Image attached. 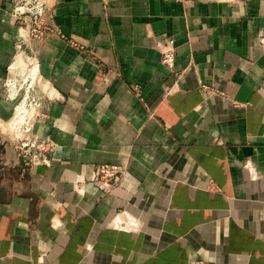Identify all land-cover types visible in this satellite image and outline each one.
<instances>
[{
    "label": "crops",
    "instance_id": "obj_1",
    "mask_svg": "<svg viewBox=\"0 0 264 264\" xmlns=\"http://www.w3.org/2000/svg\"><path fill=\"white\" fill-rule=\"evenodd\" d=\"M13 9L0 125L22 40L53 150L23 173L0 133V264H264V0H55L40 39ZM105 164L127 167L112 194L91 182Z\"/></svg>",
    "mask_w": 264,
    "mask_h": 264
},
{
    "label": "built area",
    "instance_id": "obj_2",
    "mask_svg": "<svg viewBox=\"0 0 264 264\" xmlns=\"http://www.w3.org/2000/svg\"><path fill=\"white\" fill-rule=\"evenodd\" d=\"M14 3V9L11 15L12 21L20 25L27 30L30 39H40L45 36L49 30L47 25V13L52 8L55 0H12ZM259 41L264 49V30L259 34ZM173 42L168 44L163 50V64L169 68H173L176 55L171 45ZM24 42L19 40L16 45V53L14 59L20 56L28 61H34L37 64L35 58L29 55L24 49ZM13 62V64L15 63ZM9 68V75L5 82L10 97L16 99L19 96L21 90H24V95L21 102H25L27 110L32 111L33 106H41V98H32L27 105L29 99V87L30 84L25 88L27 82L32 77L26 70L18 71L14 78L11 77V66ZM38 66V65H37ZM39 74V70H38ZM25 77V79H24ZM21 79L22 85H17V80ZM20 81V80H19ZM18 86V87H17ZM41 93L47 96L48 91L41 89ZM17 105V107L19 106ZM17 109V108H16ZM32 116L25 115L23 120H18L14 124L16 131L15 149L18 157L22 162V172L26 173L34 167L35 161H38L44 165H50V153L53 150V143L49 139L41 138L39 135L34 133V123L39 119L40 113H36ZM127 171L125 165H101L93 172L91 176V182L97 186L103 194H112L114 190L120 187L123 176ZM84 179H80L82 183Z\"/></svg>",
    "mask_w": 264,
    "mask_h": 264
},
{
    "label": "bare ground",
    "instance_id": "obj_3",
    "mask_svg": "<svg viewBox=\"0 0 264 264\" xmlns=\"http://www.w3.org/2000/svg\"><path fill=\"white\" fill-rule=\"evenodd\" d=\"M38 68L39 67L37 66V64L34 61H28L27 59L19 56L16 59L15 63L13 64V66H11V77L14 78V76H16V74L14 72L26 70V71H28L30 73V75L32 77V84L38 82V85H41V87L44 90L48 91V90H50L48 88V86H47L48 84L47 83L46 84L42 83V80H41V78L39 77V74H38ZM33 114H35L34 110H32V112H30V110H27L25 102L21 103L17 107V111H16L13 119L10 121V122H13V126L10 125L11 126V130L14 129V123L15 122H17L18 120H20V121L23 120L25 115L32 116ZM3 128H2L3 130H6L5 126ZM9 131H10V129H9ZM4 132H6V131H4ZM11 133H12V131H11ZM15 133H16V131H15ZM13 135H14V133H13Z\"/></svg>",
    "mask_w": 264,
    "mask_h": 264
},
{
    "label": "rangeland",
    "instance_id": "obj_4",
    "mask_svg": "<svg viewBox=\"0 0 264 264\" xmlns=\"http://www.w3.org/2000/svg\"><path fill=\"white\" fill-rule=\"evenodd\" d=\"M15 61V59H13V61H12V64H13V62ZM21 70V69H20ZM18 72V71H17ZM17 72H14L15 74L17 73ZM24 79H25V77H24ZM20 80V81H19ZM18 82H17V85H22V82H21V79H19L18 78V80H17ZM30 84V87H29V99H28V102H27V105L29 104V102L32 100V98L34 97V98H38V97H42V93H41V89H42V87H41V85H38V82H36V83H33L32 84V80L30 79L28 82H27V84H26V86H25V88L27 87V89H28V85ZM33 85V86H32ZM18 87V86H17ZM23 95H24V90H21L20 91V93H19V96L18 97H20V99L18 100V102H17V105H19V103L21 102V100H22V97H23ZM17 97V98H18ZM41 105V104H40ZM33 110H35L36 111V113H39L40 112V106H33ZM30 112H32V111H30ZM16 113V112H15ZM14 117V116H13ZM15 124V123H14ZM13 126V122H7V123H2L1 125H0V133H1V135L7 140V141H10V142H12V143H15V140H16V133H15V129H13V130H11V126ZM6 127V130H3L4 128L3 127ZM3 128V129H2ZM8 129V130H7ZM9 129H10V131H9ZM4 131H6V132H4ZM11 131H12V133H11ZM13 133H14V135H13ZM15 146V145H14Z\"/></svg>",
    "mask_w": 264,
    "mask_h": 264
}]
</instances>
